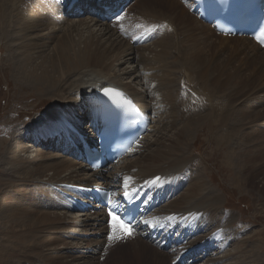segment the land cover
<instances>
[{
    "label": "bare ground",
    "instance_id": "obj_1",
    "mask_svg": "<svg viewBox=\"0 0 264 264\" xmlns=\"http://www.w3.org/2000/svg\"><path fill=\"white\" fill-rule=\"evenodd\" d=\"M42 1L17 0L24 9L14 11L10 0H4L9 11L7 20L3 21L5 36L2 38L7 43V59H14L17 70L15 78L22 84L40 91L41 93H37L41 94V97L50 98L51 102L33 126L27 129L33 142L20 135L15 136L12 143L16 142V145H11L4 153L3 165L14 177H0L2 264H34L39 259L42 260V257L49 258L48 249L65 240H73L76 230L74 233L72 230L81 225L83 228L90 226L93 229V238L98 237L93 243L95 245H92V254L100 256L105 250V241L101 239L107 234L104 210L95 205V212L90 218L84 213H75L76 217L73 218L66 216L74 207L64 199L65 196H71L72 191L63 186L105 185L100 180L93 182V179L102 178L107 181L112 176V171L106 174L102 171L89 172L82 161L72 158L70 154H67V158L63 156L62 142L52 148L56 150L55 154H50L47 150L39 151L30 159L28 146L24 143L29 141L35 144L40 141L43 148L52 144L55 146V141L44 142L43 138H48L57 130L58 120L73 122L75 127L78 126L88 133V108L93 106L89 102V95L105 85L121 88L144 111L150 112L148 101L163 105L167 113H158V118L168 120L167 129L163 126L157 128L158 139L173 130L172 135L163 142L164 145L170 142L165 146L168 151H162L163 147L156 150L157 153H164L168 165L165 163L157 173L147 169L138 170L137 163H127L125 169L121 170L125 173L123 178L126 179L127 192L156 177L160 178L158 183L170 184L174 177L184 174L186 163L188 166L192 160H186L187 158L182 156L183 152L188 147L192 134L204 125L208 126L210 131H215L220 144L226 145L225 161L232 164L236 170V181L241 184L244 180L242 183L245 185L249 178L250 183H256L255 180L264 177V108H259L264 107V51L251 40L217 35L209 25L197 20L192 14H187L180 0H154L155 5L162 6V9L171 14H156V17H148L150 6L143 5L141 0H134L132 8L136 9L135 13L140 10L142 12L131 17L132 20L125 19V22H146L156 28L158 34V38L153 40L154 43L144 44L136 49L128 45L130 40H127L128 44L124 41L126 39L120 35L115 25L102 24L93 16L85 17L82 21L76 19L84 9L88 14L91 11L101 14L103 7H109L108 4L95 5L90 0H78L66 13L71 17L64 18L55 6ZM28 10L32 16L28 14ZM143 19L146 21H142ZM161 20L168 22L162 23ZM165 25V31L160 29ZM169 28L172 29L170 33ZM151 46L158 49H150ZM144 48L153 51H149V54L136 53ZM230 59L237 61L236 69L230 68ZM131 60L136 63L135 69L138 67L146 74L143 79L140 75L143 93H139L130 83H125L126 79L132 82L137 79L136 72L130 69L132 67L119 70L120 74L115 73L117 68L128 65ZM179 67H183L181 70L187 68L192 73L190 85L187 87L184 86L182 78L176 81ZM178 73L181 76L182 73ZM208 78H214V81ZM230 81H234V87L228 88ZM151 83H154L153 88ZM192 84H199V89L195 91ZM203 90L207 93L204 94ZM153 123L154 120L151 121L148 132L152 131L150 129ZM145 138L143 137L141 142ZM138 143L135 149L139 147ZM145 149L146 155L155 153L148 151V146ZM181 183L184 185L183 180ZM259 183L264 187V178ZM188 186L196 187L194 195L182 192L156 214L163 218H172L178 216L176 214L188 213L174 210L177 202L198 198L205 191L204 202L209 207L219 205L220 197L207 192L204 181L200 178L195 182L190 180ZM172 196L170 195L169 199ZM57 211L61 213L58 214ZM194 211L190 209L189 212ZM220 214L216 212V216ZM81 217L84 220H81ZM221 219L226 225L229 216L225 215ZM99 239L102 241H98ZM221 239L218 251L224 249L229 235L223 234ZM91 240L85 242L91 244ZM133 243L146 246L132 247L134 261H129V264H169L165 260L171 257L170 254L161 253L163 250H157L141 238L110 247H127ZM238 244L235 245L237 258L232 264H262L259 257L260 247H247L246 242L242 240H239ZM61 247L64 251L57 253V257L62 260L69 258L68 264H95V257L87 258L88 254L79 252L82 244L77 243L74 247L63 243ZM45 251L47 254H44ZM67 251L70 254L66 255ZM225 255L226 252L221 258ZM198 258L201 259V256Z\"/></svg>",
    "mask_w": 264,
    "mask_h": 264
},
{
    "label": "rangeland",
    "instance_id": "obj_2",
    "mask_svg": "<svg viewBox=\"0 0 264 264\" xmlns=\"http://www.w3.org/2000/svg\"><path fill=\"white\" fill-rule=\"evenodd\" d=\"M16 1L17 0H10L13 10L14 11L23 10L24 8H22ZM29 1H32V0H29ZM141 2L144 3L143 5L150 6V11L147 12L148 17L150 16L156 17L155 16L156 14H159V15L165 14L169 16L171 15L170 13H167L166 10L162 9V6L155 5L156 3L154 2V0H149V1L144 0V2L143 0H141ZM141 2L139 1L138 3H141ZM134 4H135V1L132 2V5L129 7L130 9H128V12L130 15H132V18L136 14H139L140 12H142L141 10L140 11L137 10L138 13H135L134 10L136 9H134V7L132 8ZM183 9L185 10V8ZM8 11L9 10L5 6L4 0H0V177L3 179L14 177L12 175V172L9 171L8 168L4 167L3 165L4 153L6 152L7 148L10 147L11 145L13 146L16 145L15 144L16 142L12 143L13 138L15 136L20 135L25 140L28 139L33 142L32 135H30L29 131L27 132V129L28 127L33 126L36 119H39L38 117H40L41 113H43L46 110V108L48 107V104H50L51 102L50 98L48 99L46 97H41L42 95L39 94L41 93L40 91H37L31 87H28L26 84L24 85V83L22 84L21 81L19 82L15 78L17 74V70L14 65V59L12 60V57L11 59L10 57H8L7 59V56H8V53L6 50L7 43L2 38L5 36L4 28H3V21L7 20ZM83 11H86V10L84 9L82 10L81 13L78 14L76 18L77 20L82 21V20H85L87 17H90L89 16L90 14H88V11L84 13ZM185 12H187V14H190L188 13L187 10H185ZM28 14L32 16V13L29 10H28ZM130 15H128L125 19L130 18L129 17ZM132 18L130 20H132ZM130 20L127 21L126 23L130 22ZM143 20L146 21V19H143ZM161 22L164 23L165 20L164 21L161 20ZM113 25H115L116 28L119 29L122 26V23L118 22ZM98 28L99 27H97V29ZM169 29L170 31L172 30L171 28ZM124 41L127 44L129 43V41L127 40H124ZM154 42L155 41H153L152 43ZM145 45H148V44H145ZM142 46L143 45H141L140 47ZM154 46H151L150 49L153 48ZM132 47L136 49L140 48L139 46L138 47L132 46ZM157 49L153 48V50H157ZM153 50H149V48H146V49L144 48V49H139L138 52L136 53L140 52L144 54H149V51H153ZM132 61L133 60H131L130 63H128V65H124L120 68H117L115 73L120 74L119 70H123L126 67L128 68L132 67L130 69L131 71L134 70L136 72L137 79L134 82L126 79L125 83H130V85L134 89H136L139 93H143V89L141 88L143 84L142 82L140 84V80H141L140 75L143 79L146 76V74L143 73L142 69L138 67L137 69H135L136 63H132ZM229 65L231 69H236L237 61L234 59H230ZM182 68L179 67V70H177L178 72L182 74L180 76V74L177 72L176 81H178L179 78H182V82H184V86L185 84L189 86L190 85L189 80L192 76V73L191 71H188L187 68L184 67L185 69L181 70ZM195 73H198V72L195 71ZM208 79L214 81V78H208ZM233 82L234 81H230L227 87L228 88L234 87ZM153 85L154 83H151L152 88H153ZM198 85L195 86L192 84L191 86H193V88H195L194 90L197 91V89H199ZM105 86H108V85H105ZM203 91H204V94L207 93L205 90ZM229 92L231 93V91ZM148 102H150V110H152V116H153V113L155 114V117L153 118L154 123L151 126L152 129H150L152 131L148 132L147 135L144 136L146 138L142 142L141 140L143 139V137L139 141L140 145L139 143L138 145L140 147L137 148L138 151L136 152V154L131 156L130 159L128 158L120 166H117L115 168V170L116 169L117 170L111 172L110 173L111 175L117 174L118 169L119 171H121V169L124 170L127 163L128 164L137 163L138 170L147 169L149 171H155L156 173L158 169H160L161 167H164L163 165L166 163L167 158L165 157L164 153H157L156 150H161L160 147H163L162 151H165V150L168 151L165 148V146L169 145L170 142H167L166 143L167 145H164L163 142H165V140L168 139L172 135L173 130L171 132H168L166 135L162 136L161 139H158L159 136H157L156 134L157 128H161L163 126L164 128L167 129L166 123L168 121L167 119L159 120L158 116L159 114H166L167 111L164 110L163 105L162 104L160 105V103H157V102L155 103L152 101H148ZM259 108L263 109L264 107H259ZM155 140H158V141L156 143H153ZM24 143L25 145L28 146V152H30L29 153L30 159H33L35 154L39 153V151L45 152L47 150L46 152H50V154H55L56 152V150L52 149V148H56V144L55 146H53L52 144V146H49L48 148L47 147L43 148L41 147L42 143L37 144L36 142L35 144H33V143H29V141L27 142L25 141ZM147 146L149 149L148 151H151V152L154 151L155 153H150L146 155L147 153L144 152V150H146L145 147ZM226 152H227L226 145L223 143L220 144V140L218 139V135L215 134V131H210L209 127L206 125H204L202 129L196 130V132L192 134L188 147L186 148V150H184L183 152L184 154L182 155L187 158L186 160H192V162L188 166H187L188 163H186L185 165L186 171H184V174H181L179 177H174V179L169 184V186L172 188V191H173L172 197H175L176 195L178 196L182 192H184V194H187V195H194L196 193V187L194 186L189 187L188 183L190 180L195 182L197 178H200L201 180L204 181L207 192H210L212 193V195H216L220 197V203L218 206L215 205L213 207H209L204 202V199H203L204 195L206 194V191H205V193L198 198L177 202V205L174 210H181V211L188 212V213H185L182 215L176 214L178 216H174L172 218H163L162 216L156 213H155V216L157 219H163L164 221L201 220L203 221L204 224L200 225L199 229H201L204 225L209 226V231H207V228L204 229V231H207L206 234L208 235L212 234L215 230L218 229L220 231L217 233L216 239L222 240L221 238L223 234L229 235V239L227 240V242L225 243L223 247L224 249L220 251L216 249L215 252L210 254L211 256L209 255L207 258L202 260V261H205V264L207 263L208 264H232L235 261V258H237L235 245L238 244L239 240L246 242L247 247H254V246L260 247L259 257L261 258L262 264H264V187H262L261 184L259 183V181H261L264 177L263 178L260 177L258 180H255V182L257 181L256 183H253V181L252 183H250L251 178L248 177L249 181H247L245 185L243 184L244 180L241 181V184H240L238 181H236V178H235L234 173L236 172V170L234 169L232 164H228L225 161V157H227ZM63 156L67 158V156L65 155ZM166 164L168 165V163ZM122 174L124 175L125 173H122ZM182 180L184 182V185L181 183ZM140 184H143V183H140ZM172 197L169 199L167 203H169L170 201L174 199ZM190 209L195 210V211L189 212ZM215 211L218 212V214L221 213L220 216H216ZM94 212L95 211L85 213L87 214L86 217L88 218L92 217ZM56 213L60 214L61 212L57 211ZM78 215L79 214H77V216ZM225 215L229 216L228 223L226 225L223 222V219H221ZM66 216L72 217V218L74 216L76 217L74 211H71V212L69 211L68 213H66ZM218 217L220 219H218ZM81 218H82L81 220H84L83 217ZM77 219L80 220L79 217ZM72 231H73L72 233L75 232L74 233L75 238H73V240L71 239L65 240L63 242H60L59 245L55 244L54 246H51L49 248L51 250L48 249L50 257L49 258H47L46 256L42 257L43 258L42 260L39 259L37 262H34V264H68L70 263V261H68L70 260L69 258H65V260H62L61 258L57 257L58 256L57 253L64 251L62 249L63 247H61L63 243L64 245L65 244L67 245V243H69L70 245L74 247L77 243L78 245L82 244V248H79L81 250L80 251L78 250V251L81 252L82 254L83 253L88 254L87 258L95 257L94 258L95 264H129L130 263L129 261H134L132 260V255H133L132 247H137L139 245V247L141 248V246H146L142 244L135 245L133 243L131 244L132 246L130 245L127 247H123V246L110 247V248L106 247L105 250L107 252L104 250L100 256L93 255L92 249H93V246L95 245L93 243L94 241L96 242V239H98V237L93 238L94 237L92 235L93 229L90 226L89 228L88 227L83 228V226L81 225L80 227H78V229L76 228V229H73ZM80 235H83V236H80ZM89 235H91V237H89ZM235 237H237L238 239L234 240ZM91 239H93V241ZM101 239L104 240L103 238ZM86 240H89V241L91 240L92 241L91 244H87L85 242ZM102 240L99 239L98 241H102ZM232 242L234 244H231ZM46 251L44 252V254H47ZM157 252H161V251H157ZM225 252H226L225 257L221 258L223 256V253ZM161 253H164L165 255H167L164 251H162ZM67 254H70V252L67 251L66 255ZM102 254L104 256H102ZM147 259H148V256H147ZM172 260H175V259H172V257H168L165 261L171 264ZM0 264H2L1 260H0ZM196 264H204V262H198Z\"/></svg>",
    "mask_w": 264,
    "mask_h": 264
},
{
    "label": "snow or ice",
    "instance_id": "obj_3",
    "mask_svg": "<svg viewBox=\"0 0 264 264\" xmlns=\"http://www.w3.org/2000/svg\"><path fill=\"white\" fill-rule=\"evenodd\" d=\"M165 27H167L165 25ZM258 42H261L258 40ZM108 90L105 89V92ZM118 95L120 93H117ZM159 177L154 178V180L150 181V183H156L159 181ZM127 187V185H125ZM125 197L130 198V193L125 191ZM109 216L111 219L108 221V226L111 229V233L108 236L109 241H119L123 239L130 238L133 235V229L130 225V222H126L122 220L119 216L115 215L112 210L109 211ZM145 225H149L151 227H156L157 225L153 224L152 221L145 220L143 221Z\"/></svg>",
    "mask_w": 264,
    "mask_h": 264
}]
</instances>
